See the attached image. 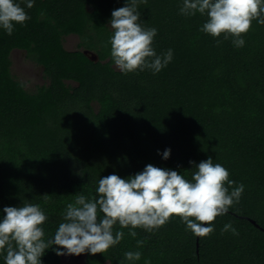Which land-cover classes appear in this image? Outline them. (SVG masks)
<instances>
[{"label": "trees", "instance_id": "16d2710c", "mask_svg": "<svg viewBox=\"0 0 264 264\" xmlns=\"http://www.w3.org/2000/svg\"><path fill=\"white\" fill-rule=\"evenodd\" d=\"M124 3L35 0L25 8L31 19L23 26L16 24L12 35L0 29V209L39 204L48 216V240L76 195L96 196L100 177H127L152 163L191 179L196 167L189 161L210 156L245 187L199 246L173 216L153 232L136 228L134 238L115 225L114 233L125 234L120 243L104 253H85L82 262H64L53 250L58 246L41 260L131 264L125 253L140 251L135 264H264V24L253 20L242 34L245 45L237 48L231 36L200 31L206 16L179 14L182 0H141L142 26L158 30L153 47L157 54L171 48L173 59L156 74H124L110 55L108 25L112 10ZM72 34L81 40L77 50L64 45ZM15 49L44 68L47 84L30 91L14 77ZM165 148L171 149L167 160L157 152ZM229 222L237 234L221 231Z\"/></svg>", "mask_w": 264, "mask_h": 264}, {"label": "clouds", "instance_id": "9594fccd", "mask_svg": "<svg viewBox=\"0 0 264 264\" xmlns=\"http://www.w3.org/2000/svg\"><path fill=\"white\" fill-rule=\"evenodd\" d=\"M140 2L125 0L124 6L112 10L108 22L112 29L110 55L124 74L146 69L156 74L173 59L171 48L157 54L153 41L158 30L142 26ZM34 3L0 0V29L12 35L16 24L23 26L31 19L25 8H32ZM197 13L207 17L200 31L214 38L231 36L233 45L239 48L245 45L242 34L250 30L253 20L264 24V0H182L179 14L191 17ZM157 152L165 160L171 155L170 148ZM189 163L196 167L191 179L152 163L127 177L116 173L100 177L96 196L76 195L74 202L66 205L63 222L48 240L44 239L43 227L48 216L39 204L4 206L0 209V258L4 264H43L41 257L53 246H58L53 249L57 255L104 253L124 238L122 230L113 232L115 225L128 228V235L134 238L136 228L153 232L173 216H178L185 230L194 236L210 235L215 231L212 222L239 203L245 186L230 179L229 171L220 163L214 164L210 156L198 164ZM221 231L237 234L230 222ZM137 245L142 246L143 241L137 240ZM141 256L140 251L125 253L131 264ZM145 264L150 261L145 260Z\"/></svg>", "mask_w": 264, "mask_h": 264}, {"label": "rangeland", "instance_id": "374dc122", "mask_svg": "<svg viewBox=\"0 0 264 264\" xmlns=\"http://www.w3.org/2000/svg\"><path fill=\"white\" fill-rule=\"evenodd\" d=\"M80 42V37L74 34L68 35L64 39V45L68 50L79 49ZM11 59L14 77L25 82L28 90L35 91L39 86L48 83L44 76V68L29 58L25 50H13Z\"/></svg>", "mask_w": 264, "mask_h": 264}, {"label": "water", "instance_id": "95a60500", "mask_svg": "<svg viewBox=\"0 0 264 264\" xmlns=\"http://www.w3.org/2000/svg\"><path fill=\"white\" fill-rule=\"evenodd\" d=\"M84 53L91 59V60H94V61H98L99 60V56H98V54L96 53V52H94V51H90V50H88V49H85L84 50ZM256 226H258V227H260V225L259 224H257V222L255 221V220H251ZM262 228V227H261ZM262 230H264V228H262ZM199 239H200V237H198V246H199ZM199 251V250H198ZM82 254H84V253H82ZM78 257H80V254L79 255H77Z\"/></svg>", "mask_w": 264, "mask_h": 264}, {"label": "flooded vegetation", "instance_id": "af4514ba", "mask_svg": "<svg viewBox=\"0 0 264 264\" xmlns=\"http://www.w3.org/2000/svg\"><path fill=\"white\" fill-rule=\"evenodd\" d=\"M62 260L64 262H82L85 258V253L84 254H80V257H78L77 255H62Z\"/></svg>", "mask_w": 264, "mask_h": 264}]
</instances>
